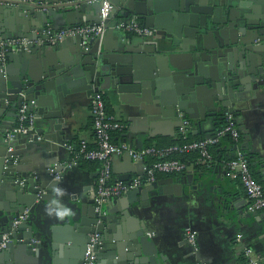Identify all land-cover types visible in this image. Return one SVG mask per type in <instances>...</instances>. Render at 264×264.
Instances as JSON below:
<instances>
[{
    "label": "water",
    "instance_id": "95a60500",
    "mask_svg": "<svg viewBox=\"0 0 264 264\" xmlns=\"http://www.w3.org/2000/svg\"><path fill=\"white\" fill-rule=\"evenodd\" d=\"M68 1L70 2L60 11L33 2L0 0V40L24 37L35 40L38 36L29 33L46 27L53 29V26H47L51 23L56 24L58 30L98 23L99 16L95 22L93 18H83L81 15L93 10L99 13V3L90 4L88 0ZM110 1L113 9L105 20L106 30L100 37L87 40L91 49L84 50L83 46L77 50L72 49V57L68 60L62 58L60 53L45 51V45L48 44L42 46L41 50L44 51L41 53L37 52L41 47H30L29 51L6 55L5 66L0 62V119L6 106L11 104L15 111L12 116L17 118L18 109L23 102L30 104V110L34 114L42 116L40 108L53 87L65 85L74 91H82L94 85L93 92H96L102 82L106 81L111 86L115 81L118 89L125 91L144 79L145 77L137 76L129 62L119 64L111 56L99 51V44L105 43L113 30L108 25L117 13H121L126 19L124 21H141L145 27L155 31L157 38L170 40L168 50L185 48L187 45L195 47L194 52L190 53L191 61L186 69L169 72L165 76L170 87L175 88L176 102L171 100L170 107L175 108L177 105L190 118H199L197 132L202 130L205 118H213L217 113H222L219 112V107L224 112L233 113L230 104L264 85V0ZM137 1L141 3L138 4ZM8 16L11 29L5 23ZM72 17L80 19L79 22H71L69 19ZM84 40L79 36L67 38L57 49L64 48L70 41L80 45ZM255 40L260 43L253 44ZM207 42L210 43L209 46ZM32 56L40 59L39 66L31 63ZM176 66L177 64L169 66V69L172 71ZM145 79L151 80L149 77ZM177 84L184 86V90ZM170 107L169 111L174 109ZM43 118L52 120L55 131L61 128V114L57 110L52 116ZM12 128L13 126H0V243L2 236L9 234L5 248L0 249V264L3 259L9 264H83L86 246L96 234L98 238L93 246L96 264H155L150 253L142 246L144 231L139 237L129 236L132 229L126 227L125 216L131 212L130 207L134 203L147 205L149 196L171 193L175 190V184H186V176L156 180L150 185L131 190L106 205L103 215L95 213L92 199L83 204H61L67 209L60 210L55 202L50 201V195L54 191L52 185L48 186L46 182L57 181L53 180L48 171L45 172L46 179L42 177V171L35 168L29 173L24 172L18 147L12 145L13 151L8 152L6 133ZM212 133V130L205 131V139L211 138ZM22 137L36 142L39 136L32 135V132L26 135L16 134L13 142ZM43 139H48V136L43 135ZM51 140L55 142L54 136ZM242 147L245 148V144ZM53 166L57 164H49L45 169H52ZM57 167V171L67 169ZM50 204L55 209L48 210L47 205ZM25 210L28 211L26 219L15 229H11L13 220ZM66 213L68 216H65ZM54 226L61 227L59 229L62 230H56ZM64 230L74 231L73 236L84 241L81 247L75 248L76 255L73 259L63 262L54 259L53 254L52 258L41 255L42 238L46 239L55 232L60 234ZM66 239L69 241L71 236L67 234ZM164 264L170 263L164 261Z\"/></svg>",
    "mask_w": 264,
    "mask_h": 264
},
{
    "label": "crops",
    "instance_id": "0c3cea01",
    "mask_svg": "<svg viewBox=\"0 0 264 264\" xmlns=\"http://www.w3.org/2000/svg\"><path fill=\"white\" fill-rule=\"evenodd\" d=\"M9 1L33 2L36 5L53 7L60 11L70 2L68 0ZM137 3L141 2L137 1ZM81 16L93 18L97 22L99 13L93 10ZM69 20L77 24L80 19L72 17ZM120 20H126L121 13L112 17L108 28L113 30L109 33L106 42L99 44V51L111 56L114 62L119 64L129 62L133 65L137 76L149 77L151 80L140 79L137 85L125 91H120L115 81L111 83V86L106 81L102 82L96 92H93L94 85L82 91H74L65 85L53 87L40 108L43 115L35 114L34 127L31 131L32 135L36 134L41 139L31 142L28 141V137H22L21 140L14 141L12 144L13 147H18V152H21L19 158L22 161V170L29 173L32 168H35L42 171V177L46 179L48 169L45 168L49 164L55 162L58 166L65 167L70 163L71 152L67 146L75 147L76 144L85 141L93 147L90 104L92 95L98 92L103 97L107 114L122 126L120 130L112 133V142L126 143L134 149L147 146L163 148L164 144L175 141L179 137L178 128L183 121L191 125L190 132L186 136H190L189 139H205V131L209 130H212L213 137L219 131L225 114L232 115L237 127L241 129L242 143L240 145L245 144L244 154L248 156L253 175L264 189V85L246 93V97L249 98L244 97L230 104L233 113L224 112L219 106V112L222 113H217L216 117L205 118L203 113L204 125L202 130L197 132L196 124L199 118H190L183 109H178L177 105L175 108L170 107L171 100L176 102L175 88L170 87L165 76L166 73L181 72L186 69V65L191 61L190 53L194 52L195 47L187 45L185 48L175 47L168 50L171 44L168 39L142 38L116 29ZM135 22L143 25L141 21ZM5 23L8 27L10 26L9 16L5 18ZM47 26H53V29L46 27L44 30L34 31V33L32 31L29 34H36L38 38L44 39L42 35L44 31H59L54 23ZM211 40L213 41L212 38ZM62 43L64 41L45 45V51L60 53L62 58L68 60L72 57L70 55L72 49L77 50L82 47V44L78 45L70 41L64 48L57 49ZM258 43H260L258 40L253 42L255 45ZM87 46L88 49L92 48L90 44ZM39 47L41 48L37 52H43L44 50H41L43 47ZM30 61L35 65L41 64L40 59L35 56H32ZM175 64L177 66L171 71L169 66H175ZM177 86L181 90L185 88L181 84ZM207 92L211 93V90L207 89ZM169 107L175 110L169 111ZM56 110L61 114V128L58 131L53 129L52 120L43 118V116H52ZM14 112L13 104L6 106V111L0 119L2 128L16 125L17 118L12 116ZM43 135L48 136V139H43ZM52 136H54V143L51 140ZM0 146H2L1 138ZM222 149L227 150L225 152L227 157L221 159V162H213L210 168L194 172L192 167L182 174L160 175L157 178L164 181L186 176L188 180L186 184L181 186L175 184V190L171 193L149 196L146 200L147 205L140 206L139 203L131 205V212L125 216L126 227L129 226L132 229L129 236L136 238L144 231L142 246L150 253L155 264H164V261L170 264H195L198 261L207 264H244L246 262L264 264L262 215L258 212H248L249 201L240 182L229 176L224 165V161L232 158L235 145L231 151L227 145H223ZM111 164L114 180L127 181L143 174L142 164L133 162L127 155L113 157ZM98 167L80 168L76 165L64 169L61 179L57 182L43 179L48 182V186L52 185L54 191V194L50 195V201L55 202L60 210L67 209L61 204L86 203L91 199ZM47 208L55 209V206L50 204ZM65 216L68 214L66 213ZM57 228L62 230L59 229L61 227L57 226L56 230ZM188 228L195 232V248L186 242ZM67 234L71 236L69 241L66 239ZM73 235L74 231L64 230L60 234L55 232L46 239L42 238L41 255L52 258L53 254L54 259L63 262L73 259L76 255L75 248L81 247L84 243L82 239ZM247 250H250L248 255ZM6 255L8 258V254ZM1 264H9V262L3 259Z\"/></svg>",
    "mask_w": 264,
    "mask_h": 264
},
{
    "label": "built area",
    "instance_id": "2783aa9c",
    "mask_svg": "<svg viewBox=\"0 0 264 264\" xmlns=\"http://www.w3.org/2000/svg\"><path fill=\"white\" fill-rule=\"evenodd\" d=\"M88 3H99V21L93 25H78L62 29L59 31L47 30L43 32L44 39L38 38L30 40L28 38H12L0 41V62L5 66V57L8 53L26 52L30 47H39L44 44L53 45L63 42L67 38L75 36L83 37L82 42L84 50H88L87 40L89 38H98L106 30L105 20L113 9L110 0H88ZM116 29L132 34L142 38L156 37L155 31L145 27L135 21L119 22ZM33 104V102H31ZM18 116L16 125L6 133V141L8 143V152L13 151L12 142L16 134L26 135L33 130L35 122V114L30 110V104L21 103L18 109ZM90 116L93 129V147L85 141L78 145V149L74 156H72L70 163L63 167L76 166L78 159L86 161H96L99 164L98 172L95 180V186L91 193L95 213L99 215L104 214V208L112 200L119 199L131 190L138 189L142 186L150 185L155 182L157 174H182L193 167V164H187L179 159L170 158L172 154L183 155L190 152L197 153L196 165L210 167L212 156L209 152V147L216 144L223 136H230L232 142L235 144V151L229 160L224 161V165L233 179H237L246 195L249 205L248 212L261 213L262 222L264 224V189L262 185L255 179L250 168V163L245 154L239 149L240 133L235 124L234 118L230 114L224 116V126L216 132V134L203 140H186L181 144L173 145L166 148L143 147L134 149L126 143H113L111 134L122 128L121 124L113 120L106 112L105 103L101 93H94L91 98ZM191 125L187 121L181 122L178 128V135L182 139H186L190 132ZM41 139V137H37ZM68 150L74 153L75 147L67 146ZM127 155L135 163L142 164L143 176L133 177L127 181H118L113 179L112 173V158L115 156ZM149 158L155 159L151 164H147L146 160ZM58 166V165H57ZM57 166H53L48 170L53 180H60L62 171H57ZM28 216V211L25 210L22 215L13 220L12 228L15 229ZM9 234L2 236L0 249L5 248V244L9 241ZM98 235L91 237L89 244L86 246L84 253L83 264H96V257L93 251V246L96 243ZM196 235L195 232L188 228L186 229V242L195 248ZM32 243H37L32 241ZM250 250L246 251L248 255ZM195 264H207L198 261ZM244 264H249L246 262Z\"/></svg>",
    "mask_w": 264,
    "mask_h": 264
},
{
    "label": "trees",
    "instance_id": "16d2710c",
    "mask_svg": "<svg viewBox=\"0 0 264 264\" xmlns=\"http://www.w3.org/2000/svg\"><path fill=\"white\" fill-rule=\"evenodd\" d=\"M235 121V120H234ZM235 124H236V122H235ZM224 126V119L222 120V122H221V127H220V129L222 128ZM236 126H237V124H236ZM238 128V127H237ZM219 129V130H220ZM239 133H240V130H239ZM111 137H112V134H111ZM190 138V136L189 137H186V139H182V138H180V137H178L175 141H172V142H169V143H166V144H164V146H163V148H166V147H170V146H173V145H175V144H177V145H179V144H181L182 142H184V141H186V140H189V141H192V140H203L202 138H200V139H189ZM240 143H242V135H241V133H240ZM78 145L79 144H76L75 145V149H74V153H72L71 154V157L72 156H74L75 155V153H76V151H77V149H78ZM223 145H227V147H228V149L231 151L232 150V147L235 145L233 142H232V140H231V138H230V136H228V135H225V136H223L216 144H214V145H212V146H210L209 147V152H210V154H211V156H212V162L210 163L211 165H212V163L213 162H221V159H225V157H227L226 155H225V152L227 151H225V150H223L222 149V146ZM90 147H92V146H90ZM239 149L243 152V153H245V149L239 144ZM197 153L196 152H190V153H186V154H183V155H178V154H172V155H170V158H176V159H179V160H181V161H183V162H185V163H189V164H193V170H194V172L195 171H201V170H205V168H207V167H205V166H201V165H196L195 164V161H196V159H197ZM245 156H246V158L248 157L246 154H245ZM155 159H153V158H149L147 161H146V163L147 164H151L153 161H154ZM211 165H210V167H211ZM77 166H79L80 168H84V167H86V166H88V167H90V168H95V167H98L99 166V164H98V162H96V161H86V160H83V159H78V163H77ZM210 167H208V168H210ZM160 175H164V176H170V175H175V174H161V173H159V174H157V176H156V179L160 176ZM255 177V176H254ZM256 179V178H255ZM257 180V179H256ZM258 181V180H257Z\"/></svg>",
    "mask_w": 264,
    "mask_h": 264
}]
</instances>
